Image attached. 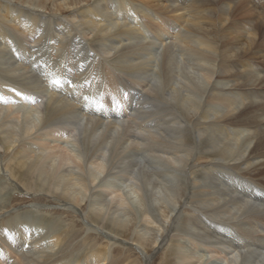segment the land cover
Instances as JSON below:
<instances>
[{
    "label": "bare ground",
    "instance_id": "6f19581e",
    "mask_svg": "<svg viewBox=\"0 0 264 264\" xmlns=\"http://www.w3.org/2000/svg\"><path fill=\"white\" fill-rule=\"evenodd\" d=\"M226 1L0 0V87L37 91L22 108L0 95V196L13 201L19 190L68 205L106 243L137 245L145 264L156 253L165 264H264V4ZM14 49L30 61L69 50L67 64L85 65L95 82L83 58L92 52L126 81L91 92L59 75L43 91L46 76ZM26 210L0 218V242L16 254L11 242L21 247L29 227L37 231L36 254L19 264L108 260L104 240L68 248L76 222Z\"/></svg>",
    "mask_w": 264,
    "mask_h": 264
},
{
    "label": "rangeland",
    "instance_id": "374dc122",
    "mask_svg": "<svg viewBox=\"0 0 264 264\" xmlns=\"http://www.w3.org/2000/svg\"><path fill=\"white\" fill-rule=\"evenodd\" d=\"M159 2H162L166 5L174 6V7H179L181 2H185L188 5H194L199 2V0H158ZM255 3L259 2L261 4H264V0H253ZM126 2V1H125ZM231 0H227L226 3L229 4ZM132 4L131 2H128ZM143 3V2H142ZM144 5H148L147 3H143ZM231 4V3H230ZM152 7V6H151ZM50 11V10H48ZM171 31V30H170ZM162 34H159L156 36V38H151V37H146L149 40H157L158 38L161 37ZM18 46L21 47V44L18 43ZM12 54L15 56L14 59L24 65H29L32 67V73L33 75L38 79L41 76H46L45 81H38L40 86L42 87L43 91L48 90L50 88V84L55 82L56 79L60 75V79L62 81H65L66 78L68 77L69 79L74 78L75 80L82 81L84 82L88 87L91 88V92H96L100 90L101 88H104L105 86H113V87H124V83L126 81V78L116 71L114 68L110 66H102L101 64L97 63L95 60V57L93 56L94 53H90L89 55L83 57L87 62L91 63L90 66V73L92 76L96 77L95 82H92L91 78L89 77H84L83 73L86 69L85 65H81L80 70L77 69L78 63L76 61H73L74 59H70L72 62V67H70L67 64V61L70 58L71 51H60V52H54L53 50L48 51L47 49H42V53L37 57L32 55V60L30 61V54L25 55V54H20L19 49H14L12 51ZM132 84H135V81H132ZM131 84V85H132ZM9 88V93L5 94L4 89L0 87V95L3 102V105H5L8 101H10V94L12 95L14 105L13 107L21 106L22 107H27L29 104L25 100V94L28 95L27 92L33 91L31 89H25V87H20L17 85H7ZM59 86H63V83H59ZM61 97H64L61 94H56ZM126 93H124L125 97ZM33 108V104H31ZM80 106H78V114H83L85 113V110H79ZM90 111V110H89ZM114 115H119V114H114ZM150 122H154V118L150 115L148 117ZM156 126V125H155ZM158 128V126H156ZM124 185V182H122ZM125 186V185H124ZM22 195V196H21ZM40 196L41 199L38 200H32V197L30 196V193H24L19 190L12 191V197H14L13 201H10L8 198L9 196H0V201H7L8 205L6 208H3L0 210V218L3 216V219H5L10 212H15V211H27V208H37L39 211L47 212L48 215L51 217H56L60 218L61 221L64 224H72L77 223V225H74V228L78 230L77 236H75L72 241L70 242L68 248L70 247H75L74 249L80 248V245L83 241V239L92 240V239H99V242L105 241L104 245L106 246V249L108 250V262L110 260V257L112 259L116 258H121V257H128V259L134 262H131V264H145L143 263L142 260V254L143 252L139 249L137 245H135L133 242L130 240H126L123 244L118 242L117 240L111 239L106 243V239L102 237L101 234H98L95 228H92L93 226L90 225L82 215L76 210L74 211V208H71L68 205H63L62 203H57L53 201L51 198H46L42 196L41 194H37V196ZM4 199V200H3ZM62 204V205H60ZM61 206V207H60ZM157 208L163 207L161 203H159ZM70 208V209H69ZM68 209V210H66ZM74 209V210H73ZM12 210V211H11ZM74 211V212H73ZM29 213V212H28ZM3 219H0L1 221ZM25 220V221H24ZM29 220V216L24 215L23 219L20 220L22 224L27 225ZM0 221V222H1ZM4 221V220H3ZM2 221V222H3ZM86 221V222H85ZM84 223V224H83ZM85 226V227H84ZM4 227V224L0 225V229ZM12 231L15 230V228H10ZM31 234H30V239L29 241L21 246L18 247L16 245L15 241L11 242V247L16 249L18 251V254L13 252L12 250H7L3 244L0 242V250L1 252H4V259H0V264H19L18 260H20L25 254H31L35 255L36 252L34 250H31L30 245L33 243L35 240L37 234V231L31 227H29ZM93 230V231H92ZM91 237V238H90ZM104 240V241H102ZM32 241V242H31ZM75 241V242H74ZM133 243V245H132ZM101 244V243H99ZM127 244V245H126ZM79 245V246H78ZM135 245V246H134ZM78 246V247H77ZM129 246V247H128ZM134 247V248H132ZM82 248V247H81ZM128 248V249H127ZM130 249V250H129ZM153 249V248H152ZM57 249L54 248L53 252H55ZM115 250V251H114ZM151 251V250H150ZM114 254H113V253ZM141 256V257H140ZM115 257V258H114ZM141 259V260H140ZM129 260L125 263L128 264ZM217 261V262H216ZM220 260L217 259H211L208 261V264H219ZM106 262H102L101 264H105ZM211 262V263H210ZM150 264H165L163 257L160 253H156L152 261H150ZM221 264V263H220Z\"/></svg>",
    "mask_w": 264,
    "mask_h": 264
}]
</instances>
